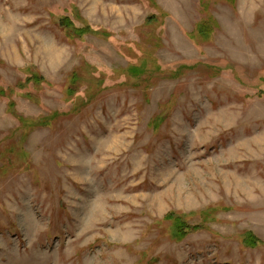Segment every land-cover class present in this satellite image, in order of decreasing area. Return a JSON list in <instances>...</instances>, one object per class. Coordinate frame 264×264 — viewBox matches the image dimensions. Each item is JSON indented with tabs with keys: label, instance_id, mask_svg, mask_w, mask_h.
<instances>
[{
	"label": "rangeland",
	"instance_id": "1",
	"mask_svg": "<svg viewBox=\"0 0 264 264\" xmlns=\"http://www.w3.org/2000/svg\"><path fill=\"white\" fill-rule=\"evenodd\" d=\"M0 264H264V0H0Z\"/></svg>",
	"mask_w": 264,
	"mask_h": 264
},
{
	"label": "trees",
	"instance_id": "2",
	"mask_svg": "<svg viewBox=\"0 0 264 264\" xmlns=\"http://www.w3.org/2000/svg\"><path fill=\"white\" fill-rule=\"evenodd\" d=\"M167 217H169L170 219H174L173 221H174V224H175V226L177 227V231H178V233H181V234H183L181 231H183L184 230V223H183V221H181L180 220V218H178V217H176V216H173V214H169V215H167ZM186 227H188V226H186Z\"/></svg>",
	"mask_w": 264,
	"mask_h": 264
}]
</instances>
